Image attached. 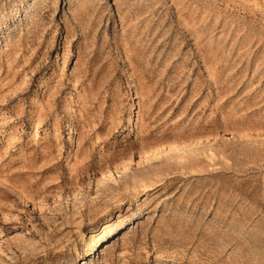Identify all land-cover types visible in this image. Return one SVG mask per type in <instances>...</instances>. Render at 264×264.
I'll list each match as a JSON object with an SVG mask.
<instances>
[{
    "label": "rangeland",
    "instance_id": "1",
    "mask_svg": "<svg viewBox=\"0 0 264 264\" xmlns=\"http://www.w3.org/2000/svg\"><path fill=\"white\" fill-rule=\"evenodd\" d=\"M83 263L264 264V0H0V264Z\"/></svg>",
    "mask_w": 264,
    "mask_h": 264
},
{
    "label": "bare ground",
    "instance_id": "2",
    "mask_svg": "<svg viewBox=\"0 0 264 264\" xmlns=\"http://www.w3.org/2000/svg\"><path fill=\"white\" fill-rule=\"evenodd\" d=\"M122 223H119V224H111L110 226H111V231L115 228V227H117V226H119V225H121ZM110 232V231H109ZM105 236H107V233H101V234H98V235H96V236H94L93 237V239H92V243L90 244V249H89V251H88V254H90L91 252H92V250H93V248L97 245V242L98 241H100V240H103L104 238H105ZM109 236V235H108ZM84 264V263H83Z\"/></svg>",
    "mask_w": 264,
    "mask_h": 264
}]
</instances>
